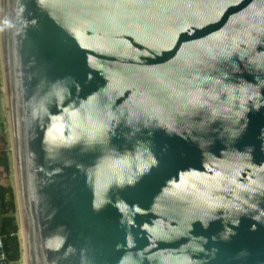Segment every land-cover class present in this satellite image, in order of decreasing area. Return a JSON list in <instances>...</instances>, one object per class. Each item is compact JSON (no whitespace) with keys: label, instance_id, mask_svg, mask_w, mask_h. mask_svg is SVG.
<instances>
[{"label":"water","instance_id":"95a60500","mask_svg":"<svg viewBox=\"0 0 264 264\" xmlns=\"http://www.w3.org/2000/svg\"><path fill=\"white\" fill-rule=\"evenodd\" d=\"M0 50L24 264H264V0H0Z\"/></svg>","mask_w":264,"mask_h":264},{"label":"trees","instance_id":"16d2710c","mask_svg":"<svg viewBox=\"0 0 264 264\" xmlns=\"http://www.w3.org/2000/svg\"><path fill=\"white\" fill-rule=\"evenodd\" d=\"M0 113V236L3 253L9 263L20 259L21 251L18 240L15 194L11 187L3 186L1 180L8 177L11 171L9 146L5 126Z\"/></svg>","mask_w":264,"mask_h":264},{"label":"rangeland","instance_id":"374dc122","mask_svg":"<svg viewBox=\"0 0 264 264\" xmlns=\"http://www.w3.org/2000/svg\"><path fill=\"white\" fill-rule=\"evenodd\" d=\"M0 62H1V58H0ZM0 113L1 116L3 117L2 122L4 123L5 126V133L7 135V139H8V146H9V133H8V119H7V108H6V98H5V87H4V77H3V66H2V62L0 63ZM1 132V130H0ZM1 135V133H0ZM9 159H10V148H9ZM11 164V162H10ZM1 184L3 186H9L12 188V176H11V171L8 177H3L1 180ZM20 229L18 227V240H19V245H20V251H21V256L19 261L17 262H12L9 264H24L23 263V248L21 245V235H20Z\"/></svg>","mask_w":264,"mask_h":264},{"label":"built area","instance_id":"2783aa9c","mask_svg":"<svg viewBox=\"0 0 264 264\" xmlns=\"http://www.w3.org/2000/svg\"><path fill=\"white\" fill-rule=\"evenodd\" d=\"M3 249V244H2V240H1V236H0V251H2ZM3 255L0 254V264H3V259H2Z\"/></svg>","mask_w":264,"mask_h":264},{"label":"bare ground","instance_id":"6f19581e","mask_svg":"<svg viewBox=\"0 0 264 264\" xmlns=\"http://www.w3.org/2000/svg\"><path fill=\"white\" fill-rule=\"evenodd\" d=\"M0 58H1V62H2L1 50H0ZM20 235H21V232H20ZM23 257H24V253H23Z\"/></svg>","mask_w":264,"mask_h":264}]
</instances>
